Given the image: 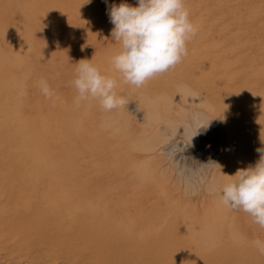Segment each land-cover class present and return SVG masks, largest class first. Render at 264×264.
<instances>
[{
  "label": "bare ground",
  "instance_id": "1",
  "mask_svg": "<svg viewBox=\"0 0 264 264\" xmlns=\"http://www.w3.org/2000/svg\"><path fill=\"white\" fill-rule=\"evenodd\" d=\"M184 2L197 29L186 43L187 56L174 68L157 74L152 88L127 103L145 123H137L142 126L135 142L143 144L141 151L146 155L142 159L131 155L136 158L132 170L123 171L118 164L116 170L112 168L113 173L103 174L100 168L106 163L108 167L116 164L112 152L116 144L109 135L105 138L102 133L99 137L94 128L106 132L103 129L111 125L127 123L125 104L112 112L101 108L103 113L100 110V115L91 116L95 120L91 119L92 123L70 119L66 107L58 110L61 113L53 128L42 116L40 123L31 127L18 110V0H0V264H264V255L254 244L257 239L264 241V228L242 212L243 218V210L221 204L217 190L211 196L216 200L213 205L187 216L189 206L184 209L181 197L175 195L177 185L166 177L169 165L164 166L158 153L169 151L179 173L197 158L212 168L213 180L222 178L224 184L231 182L240 169L231 148L237 137L247 138L260 156L257 149H264V0ZM98 27L85 24L83 30L54 28L50 51L53 49L57 60L63 56L65 66L68 54L59 53V47L63 52L64 47L78 45L76 50L82 58L90 59L103 74L120 49L112 44L111 36L98 37L94 33ZM89 45L100 49L105 46L103 50L109 53L101 57L98 47L93 51ZM61 70L63 75L66 69ZM160 90L165 100L151 98ZM115 91L127 100L119 85ZM195 105L214 115L220 124L201 131L202 138L196 140L194 149L173 143L166 146L173 132L187 130L183 119ZM162 108L166 112L160 115ZM105 115H110L113 124L103 119L98 122ZM121 125L116 131L121 132ZM72 128L75 133L71 136L68 133ZM89 151L92 160L102 159L92 164L97 171L82 176L67 171L70 161L86 162L88 156L82 154ZM257 161L252 160L251 165ZM132 181L138 185L132 187Z\"/></svg>",
  "mask_w": 264,
  "mask_h": 264
},
{
  "label": "rangeland",
  "instance_id": "2",
  "mask_svg": "<svg viewBox=\"0 0 264 264\" xmlns=\"http://www.w3.org/2000/svg\"><path fill=\"white\" fill-rule=\"evenodd\" d=\"M242 1H244V0H236V2H242ZM121 3H127L131 6H136L137 0H90V2H88V0H18V68H20V70H21L20 71L18 69L19 70L18 71L19 72L18 73V110H19L20 114L23 116V118L26 120V122L31 127L38 125L40 123L39 117L42 116L45 118V120L48 119L51 128H53L55 126L56 117H58V115L61 113L60 111H62L63 109H66V107H67V110L69 112L68 113L69 118L72 120L83 121L85 123H92L91 119H93V121H95L94 118L91 116L95 117L97 115L98 111L100 112V110H101V107H99L100 103L97 102V99L94 102L93 98H91V97H89L87 100H83V101H80L79 103H76L77 97H78V92L75 89V87L72 85V81L75 79V75H76V72L74 71V69L76 70V66H78L77 64L81 60H90V59L82 58L80 50H79V52H78V49L76 50V48L79 47L78 45L76 46V48H75V46H73L72 47L73 50H70V49H72L71 46H69L70 48L64 47L65 50L63 52H62V50H63L62 47H59L60 52L59 51L58 52L63 53V54L66 52L68 55L65 57L67 59L69 58L68 59L69 62H67L66 65L63 66V63H62L63 56H60L62 54H59L60 58H62V59H60L58 57L59 60H57V59H55L53 49L50 51V48H49V44L51 42L50 41V33L54 28H57V27L62 28L63 30L64 29L68 30L69 28L70 29H82V28L86 29L85 24H94V25L99 26L96 29L97 31H94V33L96 35H98V37H101L103 35L111 36L110 32L114 26L110 22L108 10L111 8V6L113 4L119 5ZM40 37H41V40L39 41ZM46 38H48V39H46ZM114 41H115L114 39H113V41L111 40L112 44L116 45V47L118 49H120V51H121V44L117 41H115V43H114ZM90 46H91V48H90ZM35 47L36 48L39 47V49H35ZM97 47L98 46L95 47V45H89L88 46V48L90 50H93V49L96 50ZM104 47H101V49H100V47H98V50H97V51H99L98 55H100L101 57L106 56L109 53V51L103 50ZM95 50H93V51H95ZM69 52H70V54H69ZM39 55H40V57H39ZM70 55H72V56H70ZM110 63H111V67L108 69V71H105L103 73V75L108 76V77L113 78V79H116L118 81L117 85H119V87H121L122 91L126 92L124 98L127 97L126 98L127 100L124 99L125 100L124 110H125L126 114L129 116V119L132 118V121H130L128 119L127 123L126 122L121 123L124 125H121V124H114L115 126L111 125V128L107 127L105 129H103L106 132H103L101 128L98 129L99 127H97L98 131L96 128H94V132L96 131L99 137H101L102 133L107 135V136H105V138H107L109 135L108 139L112 138V140L110 139V141L112 143L116 144V146L112 149V152L114 154L113 156H116L115 157V161H116L115 163L116 164L114 165V167H111V165H109V167H108V165L106 163L104 165V168H100V170L102 169L103 174L104 173L106 174V172L107 173H113L114 170L112 171V168L116 170L118 164H119L118 167L120 166L123 171L132 170L135 167V162L133 163V161H134L133 159L141 158L144 155H146V154L142 153V151H141L143 144L135 142L136 133L138 132V130L140 132V126L144 125L145 123H141L142 121H140L139 116L135 115L134 112L131 111V108H128L129 106L127 105V103L129 101H132L133 99L136 100L138 97H141V94L145 91V89L152 88L155 81H157V79H158V77L156 75L153 78H150L141 87H136L134 85L127 84V83L125 84L121 78L122 76H120L121 74L115 69V67L112 63V59H111ZM50 67L55 72H53V70L50 69ZM69 68H71V69H69ZM43 69H45V70H43ZM61 69H64V71L66 69V72H69V73L65 72L62 75V72L60 73ZM67 70H69V71H67ZM70 71L71 72L73 71L72 73H73L74 77L72 76V73H70ZM36 72H38L39 74L41 73V74L40 75L36 74ZM53 74L54 75L57 74L58 76L57 75L53 76ZM64 75H66V77ZM68 75H69V77H68ZM61 76H63V77H61ZM28 78H29V80H28ZM41 79H45L48 82L50 88L52 89L53 95L51 98H46L42 94V92L38 86L39 81ZM55 92H56V94H55ZM75 94H77V95H75ZM161 94H163L162 90L154 92V94L151 96V98L156 97L161 101L165 100V98H164L165 95H161ZM42 95H43V97H42ZM41 97H42V99H39ZM32 99H34V100H32ZM93 102L95 105L93 104ZM89 103H90V106H89ZM39 105H40V107H39ZM92 105L94 108L91 107ZM71 106H73V107H71ZM54 108L56 110L55 112H54ZM69 108H71V109H69ZM93 109L95 110L94 114H93V112H91V111H93ZM201 109H204V108L199 106V105H195V106L191 107L190 111H186V113L188 115L186 114L187 116H184L183 121L185 123V127L187 128V130L182 131V132H173L172 135L168 137V140L166 141V143H168V144H166V146H168L169 144L172 145V143H173L174 145L178 144L180 147L186 148L187 150H190L191 148L194 149V143L196 144V140L198 138L200 139V137L202 138L201 133H200L201 131L202 132L208 131L211 127L218 126L220 124L219 120L214 115L210 114L205 109L204 110H201ZM58 110H60V111H58ZM193 110H194V112H192ZM103 111H105V110H103ZM103 111L101 110L102 113H103ZM163 111L166 112V109L165 108L160 109V115H163ZM41 112H43V113H41ZM111 112H112V110H111ZM111 112H109V113H111ZM127 112H129V114ZM100 113H98V115H100ZM190 113L192 115V118H191ZM48 114H49V116H48ZM132 114H134L135 116ZM208 115H210V116H208ZM34 116H35V118H34ZM107 116H109V117H107ZM203 116H204V118L201 119L200 117H203ZM89 117H91V118L89 119ZM97 118H99V117H97ZM104 118H102V117L99 118L98 122L100 119H103L101 121H107V122L111 121L110 123L113 124L110 115H105ZM108 118H110V119H108ZM189 119H191V120H189ZM88 120H89V122H88ZM187 120H189V121H187ZM216 120L218 121L217 123L215 122ZM133 121H135L136 124H133ZM130 122H132V123H130ZM137 123L142 124V125L139 126ZM120 125H121V127H120L121 132H118L120 130L116 131V128L118 129ZM130 125H133L135 128L133 126H131V129H130ZM123 126H125L126 129H128V127H129L128 132L130 130H132V127H133V130L131 131L130 134H127L128 132L126 129H124ZM122 127H123V129H122ZM167 128L169 131L172 130L170 125H168ZM107 130H109V131H107ZM114 130H115V132H117V135H114L115 134ZM124 130H126L125 133H123ZM74 133H75V129L72 128L68 134H70L72 136ZM119 133L121 134V137L124 140L119 139V135H118ZM126 137H128V138H126ZM241 139H243V141ZM240 140L242 141L241 143L239 142ZM122 141H124V142H122ZM234 141H236V143ZM234 141H233V145H231L232 151L234 152L233 158H234L235 163L239 162L236 165L239 166L240 169H242V167L246 168L249 165H251L252 160H255V159L259 160L260 156H258V154L256 153V151L254 149H253L254 151L252 150L251 143L248 141L247 138L239 136ZM126 142H127V144H126ZM178 142H180V143H178ZM238 142H239V144H241L240 146H239ZM243 143L245 146L242 145ZM236 144L238 146H236ZM78 146H80V144ZM162 146L164 147L165 144ZM163 147L159 146L160 149ZM235 147L238 149L240 147L241 148L243 147V149L238 150V149H235ZM244 147H246V149L249 148L250 152L248 151V149L245 150ZM116 148H118L119 150ZM82 150H84V149L82 148ZM126 150L127 151L129 150V151L127 152ZM134 150H136V152H134ZM90 151L92 152V150H90ZM131 151L134 153H130ZM240 151L244 154H241ZM245 151L249 152L251 155L246 153ZM89 152L88 153L84 152L82 154V155L88 156L86 159V162H88V163H86L84 161L82 162L79 160H77L79 162L76 161L77 163H75V161H73V162L70 161L71 165L68 163L69 167H67L68 168L67 171L71 172L70 170H72L74 173H76L77 175H81V176L82 175H92L95 171H97L96 169H94V167H92V164L95 162H99V161L102 162V159L98 158L99 160H97V161H94V159L92 160L90 157L93 156V153H91V152L89 153ZM120 152L122 154H120ZM159 152H161V153H159ZM168 152L169 151H167V150L158 151L159 157L160 158L162 157L161 160L163 159L162 161H164L163 163L165 165L163 163L162 164L164 166L168 167V165H169L170 173L172 170V173L171 174L168 173L169 176L166 175V177L168 179L170 178L169 180L173 184L177 185V188L174 189L175 190L174 193L176 192L175 195L182 198V199L180 198V200H181L180 202H183V204H184V206L182 204L183 208L185 207L184 209H186L189 206L186 209L187 211H185L187 213V216L188 215L194 216L199 211H201L203 208H207V207L213 205L216 202V200L213 201V199H211V196L214 195V193L216 194L217 191H218V193H217L218 196H220L219 195V189L224 185L223 179L219 178L218 180H213L211 178V172H210L212 168H210L208 165H202L203 163L199 159L196 160L197 158L196 159L193 158L194 164H193V162L189 164V166L193 164L191 166V168L189 166H188V168H186L187 167V165H186V167L182 170V172L179 173L176 166L173 165V162H172L173 156L169 155L170 153H168ZM236 152L237 153L239 152L238 153L239 156H237V154L235 155ZM245 153L248 155L246 156ZM125 155H127V156H125ZM131 155L135 156L136 158L131 156ZM191 155H195V153L192 152ZM243 155L246 157V159H244L245 157ZM249 155H250V157H249ZM129 157H130V161H129ZM131 157H133V158L131 159ZM237 157H238V159H237ZM119 158H120V160H121V158L122 159L125 158V159H123L122 161H118ZM242 159L245 160V163L247 165H245V163L243 162L244 160H242ZM68 160L69 159H67L65 161H68ZM137 161H139V160H137ZM199 161L201 162V164ZM247 161L249 163H247ZM195 163H197L198 166H196ZM166 164H168V165H166ZM124 166H126V167H124ZM172 168L175 170V173H174V170ZM87 170H89V171H87ZM135 182L132 181V183H131L132 187H136L138 185V182H136V183ZM108 185L111 186V184H108ZM217 187H220V188H217ZM199 193H201V194H199ZM180 195H182V196H180ZM221 199H222L221 196H220V198L218 197V200L220 201V203L222 202ZM185 201H186V203L189 202L190 204H186ZM221 204H224V203L222 202ZM197 205H198V207H197ZM190 206H192V207L190 208ZM196 209L198 212L195 211ZM193 210H194V212H193ZM242 212H243V214L245 213L244 211H241V214H242ZM243 214H242V217H243ZM248 215L249 214L245 213L244 216L245 217L247 216L246 218H248V217L250 218V215L249 216ZM250 219H252V217Z\"/></svg>",
  "mask_w": 264,
  "mask_h": 264
},
{
  "label": "clouds",
  "instance_id": "3",
  "mask_svg": "<svg viewBox=\"0 0 264 264\" xmlns=\"http://www.w3.org/2000/svg\"><path fill=\"white\" fill-rule=\"evenodd\" d=\"M108 15L114 26L110 35L121 44L112 63L123 82L136 87L179 64L188 54L187 41L197 32L184 0H137L136 6L113 4ZM90 61L81 60L75 70L72 84L78 92L77 103L91 97L98 99L105 111L123 106L125 100L115 91L117 80L101 74ZM39 88L46 98L52 97L53 91L45 79L39 81ZM257 152L259 160L238 169L219 194L225 205L243 210L264 228V149L258 148ZM254 244L264 255V241L257 239Z\"/></svg>",
  "mask_w": 264,
  "mask_h": 264
}]
</instances>
